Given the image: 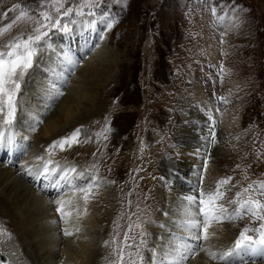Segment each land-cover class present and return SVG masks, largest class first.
<instances>
[{
	"label": "rangeland",
	"instance_id": "374dc122",
	"mask_svg": "<svg viewBox=\"0 0 264 264\" xmlns=\"http://www.w3.org/2000/svg\"><path fill=\"white\" fill-rule=\"evenodd\" d=\"M38 3L39 0H0V26L12 23L22 10L36 8ZM95 11L94 17H79L69 23L68 31L54 30L47 39V47L36 57L37 63L44 54L47 57L56 54L60 46L64 53L62 57L70 56V50L64 49L65 41L69 40L71 52L77 56V65L61 87L63 95H59L56 102L47 104L46 90L56 84L46 74H41L38 86L45 96L29 98V102L25 100L28 83L31 77H36L32 75L35 63L22 85L14 128L4 131L6 141L12 139L8 137L10 131H14L15 138L11 146H0V152L6 148L5 157H0V195L10 202L18 201L21 207L10 211L0 205V226L12 233L11 239L6 234L0 237V251L8 256V264H31L30 251L25 245L37 244L42 250L46 248L47 242L51 241L49 233L52 236L55 231L48 233L39 226L42 222L55 220L56 215L61 218L54 209V212H46L48 209L40 211L37 203L32 206L36 201L32 189L53 200L75 197L82 200L84 193L79 188L90 187L88 202L81 201L77 214L82 211V221H85L87 213L96 210V219L92 226L80 224L78 229L88 235L96 229L106 232L102 248L108 254L101 257L100 263L114 264L116 249L123 247L125 233H128L135 238V244H139L145 234L146 244L140 250L143 264H150L153 253L149 249L155 247L159 253L170 233H176L172 229L174 223H171L177 222L176 217L164 212L169 204L166 201L176 204L180 198L193 194L200 181V169L205 171L214 167L218 181L232 177L231 185L227 186L232 191L220 201L224 204H228L232 193L242 191L253 181L264 180V0H103ZM99 26L95 40L85 53L79 54L82 44L79 39L72 41L69 32L73 29L91 31ZM21 31H31L26 19L17 21L0 36V45ZM54 35H63L61 42L53 41ZM90 60H95L94 64L103 62L102 67L88 75ZM78 80L84 81L78 93L70 91L76 88L72 83ZM66 97L74 98L70 102L73 114L60 121L61 130L79 123L80 143L66 146L63 151L57 147L50 155L49 146L61 137L48 141L42 129ZM220 97L228 102L224 108ZM26 103H30V110L38 108L44 112V107L51 109V112L42 113L46 114L44 120L38 122V128L31 134L19 129V121L23 123L20 119L27 113L23 111L28 108ZM201 105L204 108H200ZM210 108L213 110L210 115L221 122L219 128L215 126L217 142L214 144L209 139L210 128L207 130L200 120L203 112H209ZM74 130H68L62 137ZM203 130L207 132L204 131V135ZM14 147L20 151L15 160L8 154ZM38 155L45 159L37 160ZM47 160L55 162L49 168L56 176L67 172L71 184H64L58 190L44 184L45 180L43 185L41 181L39 185L34 183L36 180L26 169L35 172ZM189 164L196 165L195 181L188 180L185 169L181 168V165ZM20 168L24 173L22 179L29 181L27 186L17 188V181L22 180L13 178L12 183L8 182L10 189H6L8 185L3 184V178L8 172L11 174V170ZM79 173L83 175L78 176ZM100 182L102 188H97ZM204 186L203 182V189ZM216 186L209 184L206 191ZM104 192H110L108 202ZM228 207L231 209L236 205L228 204ZM30 208L32 212L37 209V217L21 220L16 215ZM158 211L162 212L160 216L156 215ZM70 218L73 217L67 219ZM228 223L235 226L230 229L237 231L235 240L245 226H256L251 217ZM27 232L35 234L26 239ZM62 237L69 238L68 235ZM92 238L91 242L95 244L96 238ZM213 248L216 246L209 251ZM130 251L134 253L136 249ZM62 254L60 251L56 260L61 264L67 262ZM47 256L42 260L43 264H48ZM199 256L200 253L190 259L189 264ZM254 260L250 259L248 264H253ZM127 262L125 256L124 264ZM263 262L261 258L256 264Z\"/></svg>",
	"mask_w": 264,
	"mask_h": 264
},
{
	"label": "snow or ice",
	"instance_id": "6c2138e0",
	"mask_svg": "<svg viewBox=\"0 0 264 264\" xmlns=\"http://www.w3.org/2000/svg\"><path fill=\"white\" fill-rule=\"evenodd\" d=\"M102 3L103 0H39L36 8L22 10L12 23L0 26V36H3L17 21L22 19H26L31 25V31H21L20 34L0 45V146L11 144L15 138L13 135L12 139L6 141L4 131L14 128L22 85L30 70L35 66L37 55L42 48L47 47V39L50 34L54 30L68 31V24L74 23L76 18L94 17L95 9H98ZM213 11L215 10L213 9ZM57 95H63V92H57ZM219 99L227 102L224 97ZM80 133L81 129L77 128L68 136L53 141L48 149L49 154L51 155L53 149L57 147L63 151L66 150V146L71 147L73 144L80 143L78 139ZM209 133L210 142L216 143L214 125L209 129ZM36 159L44 160L45 158L38 156ZM51 163V160H47L35 172L30 168L27 169V172L37 179L44 177L45 180L50 181V186L57 189L64 184H71L68 173L64 172L62 176H56L55 171L49 168ZM71 171L75 172V169ZM203 171L202 168L200 181L194 193L183 198L184 204L176 222L179 231L170 234L168 242L161 247L159 253L156 252L155 247L149 249L153 253L150 264L151 262H155V264H189L190 259L201 252H205L213 260L218 259L222 264H248L250 259L264 258V180L253 181L242 191L238 190L232 193L228 204L236 205V207L230 209L220 201H223L231 193L232 189L227 186L231 185L232 177L217 181V186L213 190L205 191L202 187ZM78 175L82 176L83 173ZM54 176L55 179H53ZM221 188L225 190L221 191ZM79 191L84 193L82 200L87 204L92 189L80 187ZM53 203L57 205L56 210L61 214L62 221H66L72 214L71 211H65L66 207L71 206L79 209V205L74 204V198L68 200L58 198ZM245 217H251V222L256 226H245L241 229L239 237L227 250L216 252L209 251L204 247L205 242L215 237V232H209L213 224L234 222ZM131 227L129 225V231H131ZM5 234L9 239L12 238V233L0 226V237ZM64 234L72 235L73 233L64 229ZM143 235L145 234H142L139 244H135V238L125 233L123 247L116 249L117 260L114 264H124L125 256L128 258L127 264H143L144 258L140 250L141 246L146 244ZM132 248L136 249L134 253L130 251Z\"/></svg>",
	"mask_w": 264,
	"mask_h": 264
},
{
	"label": "bare ground",
	"instance_id": "6f19581e",
	"mask_svg": "<svg viewBox=\"0 0 264 264\" xmlns=\"http://www.w3.org/2000/svg\"><path fill=\"white\" fill-rule=\"evenodd\" d=\"M100 27L101 26H99L98 28L93 29V30L90 29L91 31H88L87 29H77L76 31H74V29H73L71 32H69V33H71L70 35L72 37L71 38L72 41L75 42L77 39H79L80 44H82L81 45V49L79 51V54H82V53H85L86 52V50L89 48V44L92 43L93 40H95L96 36L100 32ZM89 34H92L94 39L92 38V35H89ZM62 36L61 35L60 36L54 35V37H53L52 40L53 41H57V42H61ZM49 41H51V40H49ZM65 42H67V43H65V45L67 47L65 46L64 49L65 50L66 49L67 50H70V56L69 55L66 56V54H65V56L62 57L64 53L62 54V52H61L62 51V47L60 46V48L57 50V52H55L56 54H53L51 56L48 55V57L46 56V54H44V55H42L37 60L36 67L34 68V70L32 72V75L35 74L36 77L35 78H34V76L31 77L32 79L28 83V86H27L28 88L27 89L25 88L26 91H25L24 94L27 95V97L25 99L26 101H28L29 98L33 99V97L35 98L37 96H45L44 95L45 92L42 91L43 89L40 90L39 89L40 87L38 86V83L40 81V79L38 77L41 76V74H46V77H49V80H52L56 85L58 84V86L52 85L53 87L50 86V88L48 90H46V93L47 92L48 93L45 96V98H46L45 101L47 102V104H52V103H54V102H56L58 100L57 97H59V95H56V97H55V94H57L56 92H58L59 90L60 91L63 90L61 87L66 84L67 75L70 74L71 73V70H74L75 65H77V56H75V54L71 52V49L72 48L69 47V40L68 41L66 40ZM98 53H100V52H98ZM210 53L213 54L212 51ZM97 57H99V56H97ZM89 59H92V57L89 58ZM208 59H212V57L211 56L210 57L208 56ZM101 62H103V61H101ZM101 62L99 61V63L94 64L95 63V60H90L87 63L88 66L90 65V68H89V71H88L89 73L87 72L88 75H91V71H93L95 68L102 67ZM29 80H30V78H29ZM53 82H52V84H53ZM83 83H84V81L83 82L82 81H79V80L78 81H74L72 83V85L75 84V87L76 88L75 89H70V91L77 92L79 90L80 86L82 87ZM31 88L34 89V91H31ZM199 88H200V86L197 87V89H199ZM201 88H203V87H201ZM205 88H206V86H205ZM200 90H202V89H200ZM201 95H203V94H201ZM206 95H208V94H206ZM73 99L74 98H69V97L64 98L63 99V102L60 105V108L53 114V117L44 124L42 131H43V134L45 135V137H46V139L48 141L53 140V139H56L57 136L58 137H62V136L65 135V133L68 130L71 131V129L74 130V129H76L78 127V124L79 123H77V122H76L77 124L74 123L69 129H64V130H61V125H60V121L62 119L63 120H66L67 118H70V116H72L73 113H72V107L70 105V102H72ZM226 103L228 104V102H226ZM226 103L224 101H222L221 106L224 108V105H226ZM29 105H30V103L27 104L28 108L23 109V111H26L27 112L26 115L24 117H22L23 119H20L23 123H21L19 121V124L21 126V127L19 126L20 127L19 129L21 131L24 129L27 134H31L32 133V130L38 128V126H39L38 125V122L40 120H44L46 114H42V113H45L48 110L51 112L50 107H44V110H45L44 112H42L38 108H37L38 110L35 109V108H33V109L30 110ZM198 106H197V108H198ZM30 107H31V105H30ZM200 108H204V107H202V105H201ZM208 110H209V112L208 111H204L203 112V116L200 119L201 122H203V124H206V126H205L206 129L208 127L211 128L213 125L219 128L220 127L219 125L221 124V122H219V120L216 119L217 118L216 116H215L216 118H214V117L211 116L212 115V112H213V110H211V108L208 109ZM220 110H222V109H220ZM221 121H224V120H221ZM215 123H217L218 125H216ZM23 126H24V128H23ZM204 131L205 130H203V132H202L203 135L206 132V131L205 132ZM8 135L7 136L9 138H12L13 135H14V131H10V133ZM194 135L197 136L196 132L194 133ZM9 146H11V145L9 144ZM36 150H38V149L35 148V151ZM33 153H34V151H33ZM5 154H6L5 152H0V157H5ZM8 154L10 155V157L12 159L15 160V159H17L19 157L20 151H19V149L17 147H14L10 152H8ZM40 155H38V156H40ZM194 160L192 162H194ZM51 161H53V160H51ZM52 163L54 164L55 162L53 161ZM52 163H51V165H52ZM56 166L58 167V165H56ZM0 167H1V165H0ZM23 167L26 169L25 166H23ZM181 168L182 169H185L186 175L189 177V178H187L188 180H191V181L197 180L194 177L196 175L195 173H197L196 172V165L195 164H189L188 166L181 165ZM21 170H22L21 168H20V170H11L10 171V172H12L11 174L9 172L6 174L5 179L3 178V184L8 185L6 187V189L7 188L10 189L8 182L10 180L13 181V178L15 179V181L22 180L20 182L17 181V184H18V185L16 184L17 185V188L20 189L21 187L27 186L26 184H28L29 181L26 182L24 179H22V174H24V173L23 172L21 173ZM59 170H60V168H59ZM56 172H57V170H56ZM203 173H204V179H203L204 181L203 182L205 183L204 190L206 191V186H209V184L212 185V186L214 184L216 185V182L218 181V174L215 171L214 167H211L210 170H205ZM1 177L2 176H0V178ZM31 177H32V179L34 181L36 180L34 182L36 184L39 181L42 182L43 180H45V179H43V177H40L39 179L34 178V176H31ZM12 181H10V182L12 183ZM44 184H47V186H49L50 185V181L45 180V183ZM52 188H54V187H52ZM97 188H102V183L101 182L97 184ZM27 191H29V190H27ZM191 191H193V190H191ZM41 193H39L36 189H32V195H36V201L34 200V204L32 206H34V207L37 206V205L40 206V208H38L40 211L43 210L44 208H47L48 210H46V212H49V211L51 212V210H53V209L57 212V210H56L57 209V205L55 203H54V205H52V203H53L54 200L51 197H47V195H44V193H42V194ZM193 193H194V191H193ZM104 194H106V193L104 192ZM1 195H0V205L1 206H3L4 208H8L9 210L10 209H13V211L14 210L16 211V209L17 210L18 209H21L20 203L18 201L15 202V203L10 202L8 199H6L5 197H3ZM82 195H83V193H82ZM20 196H21L20 199L22 198V200H23L24 197L22 195H20ZM91 197H92V195H91ZM110 197H111L110 196V192H108V194H106V198H105V199H107V202L110 200ZM184 197L180 198V202L179 203H176V204H174L173 201L171 203H170V201H166L169 204L164 209L165 214L166 213H171L170 215H173L174 217H176L175 220H178L179 217H180V214H181V207L184 204V200H183ZM61 199L68 200L66 198H61ZM81 201H82L81 199H79V198L77 199L75 197L74 204H78L79 207H80L81 206L80 205ZM36 203H37V205H36ZM225 205L228 207V204H225ZM36 210H34L32 212L31 211V208H30L27 211L21 212V214H17L16 213V215H18L20 217L19 219H21V220H24L25 219L26 220V219H30V218L37 217L38 212ZM54 210L52 212H54ZM65 211H71L72 214L70 216H72L73 218L67 219L66 221H62L61 218L57 217V215L56 216L54 215L55 216V220H53V221L48 220L45 223L42 222L40 224L39 227H41V229H43V230H46V232H48V231H55V233H53L52 236H50L51 233L48 232L49 233V237H50L49 239L51 241H49V242L46 241L48 243V246L46 248H43L44 251L42 250V247H37V244H33V245L32 244H28V245H25L26 248L30 251L29 254H28V256H29V260H30L31 264H43V261L42 260L47 255L48 256H47V259L46 260H48V264H51V263L61 264V261H59V262L56 261L57 260V257L60 254V251H63L62 258H64V256L67 258V262H64L62 264H70V263L71 264H74V263L75 264H102V263H100L101 261H99V260L101 259L102 256H105V255L108 254L107 250H104L102 248V243L104 242V240H105V238L107 236L106 235V232L100 231L101 229H98V230L96 229V230H93L89 235L86 232H84V231L83 232L79 231L78 233H75L77 231L78 227L80 228V226H79L80 224H89L90 226H92V224L94 223V218H95L94 216L96 215V210H94L92 214L89 211L87 213L88 214L87 217H85V221H82V215H81V212L82 211L80 212V214H77V211H79V210H77L75 207H71V206L66 207ZM161 214H162V212L159 213V211H158L156 215L160 216ZM111 217H113V213H112V216ZM25 222H27V221H25ZM155 222H156V219H155V221L153 223L155 224ZM171 223L172 224L174 223L172 229H174L175 232H178L179 229L177 228V223L176 222H173V221ZM62 227L64 229H68L73 234L72 235H68L69 238L63 239L62 236H64L65 234L63 233L64 232V229ZM233 227H235V226H232V224L231 223H228V222L219 223V224H213V226L210 227L209 232L210 233L211 232H215V237H213L210 241L205 242L204 243V247L206 249L210 250L213 246H216V248H213V250H212V251H216V252H221V251L227 250L229 248L228 246L236 238L234 236V234H237V231L236 232L234 230L230 231V229L233 228ZM32 233L33 232H27L24 235L25 238L26 239L27 238H30L31 239L33 237V235L35 234V232L33 234ZM230 236H232L233 238H231ZM92 237H95L96 238L95 244H92L93 241L91 242V240L93 239ZM22 238H24L23 235H22ZM0 255H4V254L0 251ZM199 257H200L199 259H195L190 264H222V262L219 261L218 259L217 260L211 259L205 252H201ZM257 258L258 259H261L259 257H257ZM257 261L258 260H256V258H255V260L252 261V262H253V264H256ZM1 262H2V260H1ZM44 262H46V261H44ZM151 264H153V263H151ZM263 264H264V262H263Z\"/></svg>",
	"mask_w": 264,
	"mask_h": 264
}]
</instances>
